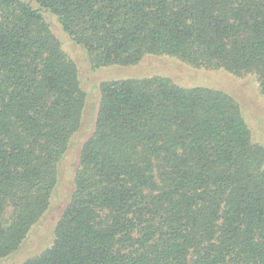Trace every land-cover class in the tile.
Here are the masks:
<instances>
[{
    "label": "trees",
    "instance_id": "trees-1",
    "mask_svg": "<svg viewBox=\"0 0 264 264\" xmlns=\"http://www.w3.org/2000/svg\"><path fill=\"white\" fill-rule=\"evenodd\" d=\"M47 14L94 69L165 55L264 98V0H0V260L50 211L86 120ZM96 110L52 242L20 264H264V144L230 92L154 73L102 81Z\"/></svg>",
    "mask_w": 264,
    "mask_h": 264
},
{
    "label": "rangeland",
    "instance_id": "rangeland-1",
    "mask_svg": "<svg viewBox=\"0 0 264 264\" xmlns=\"http://www.w3.org/2000/svg\"><path fill=\"white\" fill-rule=\"evenodd\" d=\"M54 31L62 41L64 48L79 64L81 80L88 92L89 101L86 109V120L82 128L81 138L74 141L66 159L60 168L61 181L53 197L50 211L41 221V224L31 234V237L16 255L0 260V264H20L26 257L36 254L40 249L50 245L53 239V228L63 206L73 191V167L80 143L90 133L96 105L99 98V86L104 80L117 78L138 77L149 74H162L172 78L175 82L184 85H207L222 88L230 92L241 104L246 120L250 124L255 138L264 144V98L260 93L254 76L245 79L235 78L226 71L206 72L196 70L169 56H153L139 64L122 66L111 65L94 69L84 50L73 43L63 31L57 18L47 14ZM234 93H232L231 91Z\"/></svg>",
    "mask_w": 264,
    "mask_h": 264
}]
</instances>
